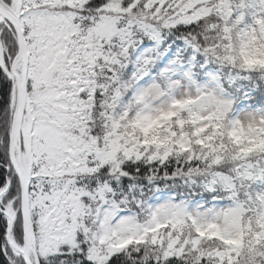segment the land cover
I'll return each instance as SVG.
<instances>
[{
  "label": "snow or ice",
  "instance_id": "obj_1",
  "mask_svg": "<svg viewBox=\"0 0 264 264\" xmlns=\"http://www.w3.org/2000/svg\"><path fill=\"white\" fill-rule=\"evenodd\" d=\"M0 264H264V0H0Z\"/></svg>",
  "mask_w": 264,
  "mask_h": 264
}]
</instances>
